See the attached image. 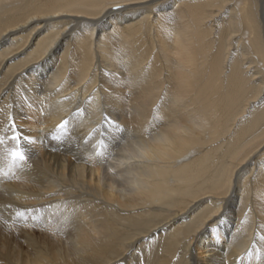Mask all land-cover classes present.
<instances>
[{
	"label": "bare ground",
	"instance_id": "bare-ground-1",
	"mask_svg": "<svg viewBox=\"0 0 264 264\" xmlns=\"http://www.w3.org/2000/svg\"><path fill=\"white\" fill-rule=\"evenodd\" d=\"M0 137V264H264V0H0Z\"/></svg>",
	"mask_w": 264,
	"mask_h": 264
},
{
	"label": "snow or ice",
	"instance_id": "snow-or-ice-1",
	"mask_svg": "<svg viewBox=\"0 0 264 264\" xmlns=\"http://www.w3.org/2000/svg\"><path fill=\"white\" fill-rule=\"evenodd\" d=\"M75 114L78 115L79 110ZM160 122L162 123L163 120L161 119ZM69 123H70V121L65 119L63 122H61L57 126L58 131L60 133H66L67 132V126ZM104 126L111 127L112 129H114L115 131H117L119 133H123L125 130L123 127H121V125L118 124V122L110 119L107 115H105L104 125H102L101 127H104ZM6 130L11 131L13 133L10 136V139L12 141H14L17 145H20L22 143V141H28L29 143L32 142L31 138L23 136L22 132L18 129V126L16 125L14 119H11V118L9 119V123L6 126ZM105 130H106V128H105ZM101 135H103V133ZM56 138L59 139L60 137L57 136ZM3 143H4V139L2 137H0V144H3ZM103 143H104L103 140H101V144H103ZM104 146L107 147V145H104ZM97 154L99 155L100 153L98 152ZM10 157H11V161L13 163H16V164H19V162L25 161L27 159L26 153L21 147L14 148L10 152ZM16 215L20 216V217H24L25 213L24 212H18Z\"/></svg>",
	"mask_w": 264,
	"mask_h": 264
}]
</instances>
